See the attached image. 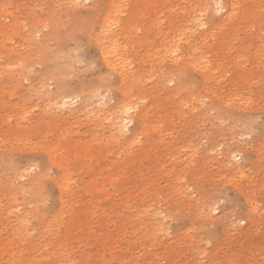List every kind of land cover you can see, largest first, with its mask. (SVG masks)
<instances>
[{"label":"rangeland","instance_id":"rangeland-1","mask_svg":"<svg viewBox=\"0 0 264 264\" xmlns=\"http://www.w3.org/2000/svg\"><path fill=\"white\" fill-rule=\"evenodd\" d=\"M0 264H264V0H0Z\"/></svg>","mask_w":264,"mask_h":264},{"label":"bare ground","instance_id":"bare-ground-1","mask_svg":"<svg viewBox=\"0 0 264 264\" xmlns=\"http://www.w3.org/2000/svg\"><path fill=\"white\" fill-rule=\"evenodd\" d=\"M72 1H74V2H76V1H79V0H72ZM214 3V2H213ZM232 5H233V3H232ZM222 8L223 7H221V5H220V3L219 2H216L215 3V12H218V11H220V10H222ZM200 26H202V24L200 25ZM176 51V50H175ZM107 53V57H110L111 56V54H113L114 53V47H111V48H109L108 49V51L106 52ZM110 66H112L111 64H109ZM58 96H59V94H58ZM55 98H57V95L55 96ZM74 98H72L71 99V101L73 100ZM70 98L68 97V96H61L60 97V106L62 107L63 106V108L66 106V108H68L67 107V105L66 104H68V102L70 103ZM76 100V99H75ZM104 100V99H103ZM78 101V100H77ZM100 101H102V99L100 100ZM99 101V103L100 104H103V101L102 102H100ZM98 103V102H97ZM74 104H75V102H74ZM73 104V105H74ZM58 106V105H57ZM71 106V105H70ZM97 106V105H96ZM133 106V105H132ZM132 106H130L129 105V103L127 104V103H121L120 104V106H119V110H118V112H119V115H121V114H124L125 116H124V118H120V117H117L116 115H115V117H113V113H108V114H106V112H105V109H104V107L103 106H101V105H99L98 106V109H97V112H95V116L94 117H100V116H106L105 118H106V120H108L109 122V124H110V127H111V129L113 130V131H116V134H119L120 136H125V134H126V132L128 131V127H129V125H131V123H132V119L133 118H130V117H128L127 116V113H128V111L129 110H132L133 109V107ZM58 108V107H57ZM63 108H61V109H63ZM134 111V110H133ZM92 114V113H91ZM118 114V113H117ZM139 112H136V116H139ZM86 115V114H85ZM123 116V115H122ZM155 128V127H154ZM159 133V132H158ZM119 138V137H118ZM64 140V139H63ZM88 147V146H87ZM127 148V147H126ZM87 149H89V148H87ZM60 152V151H59ZM238 154H240V153H238ZM83 155V154H82ZM230 157V156H229ZM232 157V156H231ZM230 157V158H231ZM233 157H235V156H233ZM230 158H228V159H230ZM232 159V158H231ZM230 159V160H231ZM89 160V159H88ZM236 160V159H235ZM239 161V160H238ZM59 163V162H58ZM231 163V162H230ZM65 167V166H64ZM88 169V168H87ZM244 169V168H243ZM241 171V170H240ZM242 173V172H241ZM110 180V179H109ZM37 184V183H36ZM19 185V184H18ZM95 190V189H94ZM100 190V189H99ZM24 191V190H23ZM15 195V194H14ZM179 195V194H178ZM192 196V195H191ZM190 198V197H189ZM15 201V200H14ZM251 201V200H250ZM17 207V206H16ZM252 207V206H251ZM198 209H200V208H198ZM200 210H202V209H200ZM250 210V209H249ZM255 211V210H254ZM205 212V211H204ZM203 215V214H202ZM208 215V214H207ZM163 219V218H162ZM22 222V221H21ZM237 224V223H236ZM238 225V224H237ZM236 226V225H235ZM164 232V231H163ZM167 232V231H166ZM27 233V232H26ZM164 234V233H163Z\"/></svg>","mask_w":264,"mask_h":264}]
</instances>
